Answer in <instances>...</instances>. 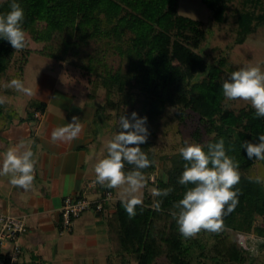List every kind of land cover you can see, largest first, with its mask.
<instances>
[{
	"label": "trees",
	"instance_id": "trees-1",
	"mask_svg": "<svg viewBox=\"0 0 264 264\" xmlns=\"http://www.w3.org/2000/svg\"><path fill=\"white\" fill-rule=\"evenodd\" d=\"M228 1L230 0H203L207 7L221 14L226 7L225 2ZM257 1L261 2L255 0V3ZM16 2L24 10L22 28L27 41L29 36L38 41L52 40L50 43L57 42L58 48L64 43V38L62 36L58 41L52 35L53 31L64 33L70 28L72 33L79 32L81 27L86 29L88 23L90 30H87V33L91 32L90 38L93 41L99 42L100 39L111 36L124 37L132 33L124 47L119 49L124 57L135 54L138 58H135L136 62L126 58L125 68L128 74L101 76L100 84L107 86L110 96L117 92L123 94L121 102L110 100L107 105L114 107L121 116L125 115L129 119L132 112H136L138 117L161 116L167 104L182 108L181 119H184L186 110H199L201 121L210 135L209 140L203 144L205 151L209 143H216L223 138L226 154L239 162V170L250 167L257 161L247 157L242 143H259L258 136L264 134V117L256 118L254 108L243 109L239 114L247 115L250 124L245 129H240L234 123L239 114L237 116V112L228 109L222 102L224 81L221 79L220 67L192 48L200 46L205 30L200 27V22L178 14V0ZM11 3L12 0L0 2V15H6L11 10ZM126 6L132 11L125 12ZM124 19L126 22L122 23ZM39 22H43L48 30L38 29ZM248 34H241L237 42H244ZM14 52L15 49L7 40L0 39V75L8 71ZM219 63H223L222 60ZM131 72L134 80L143 86V96L140 99H132L134 93L128 96V87L132 81ZM113 87H117L119 91H113ZM96 95L93 90L88 94V98L95 99ZM34 107L44 109L45 104L34 102ZM1 113L0 107V115ZM140 147L152 161L151 166L141 170L149 179V175L155 171L153 153L147 150L151 147L150 135L147 142ZM172 160L173 165L168 170L167 177L159 178L156 182V188L171 189L167 196L153 197L146 192L143 204L137 206L133 218H129L120 199L116 201L115 211L107 218V231L112 244L108 264H128L132 258L136 259L138 264H155L164 259L168 264H194L196 248L201 250L199 259L207 256L204 252L206 246L198 237L185 239L181 236L176 219L172 215L173 212H178L175 205L183 198L187 189L193 186L181 185L178 182L186 163L181 154H176ZM261 161L264 163V160ZM134 169V165L125 162L126 173ZM249 177L241 175L239 184L233 189L239 192L238 204L234 211L223 217V229L214 233L210 256L218 264H255L261 249L264 248V243L255 246L251 238L249 241L234 240L228 236L226 230L230 228L250 233L258 217L264 221V184L250 181ZM104 188L109 189L106 186ZM155 201L161 202L159 211L153 207ZM255 231L264 237V226L257 227ZM253 246L256 252L249 250Z\"/></svg>",
	"mask_w": 264,
	"mask_h": 264
},
{
	"label": "rangeland",
	"instance_id": "rangeland-1",
	"mask_svg": "<svg viewBox=\"0 0 264 264\" xmlns=\"http://www.w3.org/2000/svg\"><path fill=\"white\" fill-rule=\"evenodd\" d=\"M2 1L5 0H0V2ZM258 2L255 3V0H230L225 2L226 7L221 14V12L215 13L207 7L203 0H178V14L200 22V27L205 30L200 46L192 47L193 50L209 62L220 67L223 81L228 80L233 71H237L246 65H259L264 70V0ZM124 10L125 12L132 11L127 6ZM123 22H126L125 19ZM89 24H86V29L79 27V32L72 33L70 28L64 33L53 31L52 35L58 41L62 36L64 38V43L58 48L57 42L53 44L50 43L52 40L38 41L29 36L28 46L21 51L14 52L8 71L0 75V96L6 98V102L0 104V107L2 112L5 111L4 114L15 115L18 109L21 113H29V111L34 110L33 101L34 96L37 95L38 80L53 74L52 76L59 79L60 86L79 90L81 91L80 94L83 92L86 100L97 106L98 121L99 124L103 125L104 141L102 150H104L105 157L107 155L105 145L119 131L121 117V113L114 107L107 105V103L110 100L121 102L123 94L117 92L110 96L107 86L100 84L101 76L115 73L127 75L126 58L136 62L135 58L137 56L130 54V56L124 57L119 50L128 42L127 39L132 33L124 37L111 36L110 38H102L99 42L93 41L90 38L91 32L87 33V30H90ZM37 28L43 31L48 30L43 22H39ZM85 30L86 33H84ZM245 32L249 33L245 41L237 42V39ZM220 60L223 63H219ZM130 74L132 81L131 86L128 87V96L130 97L134 93L132 99H140L143 96L141 92L143 86L140 82L138 84L134 80L132 72ZM12 79L22 81L26 87L31 89L32 95H26L17 92L14 88L5 87ZM97 85L99 86L97 87ZM114 89L116 92L117 87H113V91ZM93 90L97 93L96 98L89 99L88 94ZM14 101L16 102L15 107L18 105L17 110L11 107ZM222 102L228 109L237 112V116L243 109L250 110L252 108L250 103L242 100L230 101L224 97ZM181 110L180 106L167 104L161 116L147 117V122L150 121L148 125L146 123V127L149 132H152L149 134L151 147L147 150L153 153L155 171L149 175V179L146 178V186L140 194L142 200H144L146 192L152 195L151 190L156 188V182L159 178L165 179L167 177L168 170L173 165L172 157L179 153L178 150L181 147L186 146V143L203 145L210 138L205 124L201 121L202 117L199 110H186L184 119L180 117ZM238 117L234 123L240 129H245L250 124L249 118L247 115L240 114ZM239 172L241 175L264 178V163L257 160L252 166L240 169ZM152 176H154V180H152ZM113 191L115 196L120 199V189H114ZM260 226H264V221L261 217H258L254 221L253 231L250 233L258 235L255 230ZM226 230L230 238L238 240L239 230L230 228ZM213 236L214 233L207 231H201L196 236L206 246L204 252L207 256L201 257L200 261L199 254L201 250L196 248L193 258L194 264H218L210 256V248L214 242ZM128 264H138V262L132 258ZM155 264L168 263L164 259ZM255 264H264V248L261 249Z\"/></svg>",
	"mask_w": 264,
	"mask_h": 264
},
{
	"label": "crops",
	"instance_id": "crops-1",
	"mask_svg": "<svg viewBox=\"0 0 264 264\" xmlns=\"http://www.w3.org/2000/svg\"><path fill=\"white\" fill-rule=\"evenodd\" d=\"M52 75L37 83L33 102H44V109L21 113L14 101L11 107L18 109L16 115L1 113L0 160L4 152L23 141L33 151L36 164L28 191L12 186L9 176H0V211L26 220L28 229L19 237L20 264H108L112 244L107 218L115 211V193L104 211H85L71 230L63 227L61 217L66 197L96 198L105 189L100 184L88 188L95 179V164L104 158L103 125L98 121L97 106L83 92L60 86ZM73 116L82 125L78 137L53 142L52 131L70 123ZM12 245L3 249L11 251Z\"/></svg>",
	"mask_w": 264,
	"mask_h": 264
},
{
	"label": "clouds",
	"instance_id": "clouds-1",
	"mask_svg": "<svg viewBox=\"0 0 264 264\" xmlns=\"http://www.w3.org/2000/svg\"><path fill=\"white\" fill-rule=\"evenodd\" d=\"M10 9L6 15H0V39L7 40L15 51H21L28 43L22 28L24 10L16 0H12ZM5 87L32 95L31 89L19 79H12ZM222 89L227 100L248 102L255 109L256 118L264 117V70L259 65H246L233 71L223 82ZM5 102L6 98L0 96V104ZM78 120L73 116L70 123L55 128L51 140L68 142L77 138L82 131ZM146 123L147 117H138L136 112L131 113V119L121 116L119 131L105 145L107 155L94 167V183L120 189V201L129 218L135 217L137 206L143 204L140 194L146 186V177L141 170L152 164L140 147L149 136ZM258 138L259 143H242L249 159L264 160V134ZM178 151L186 162L178 182L193 185L175 205L178 212L172 213L179 233L185 239L194 238L201 231L219 233L223 229V217L234 211L238 204L239 192L233 189L241 180L239 162L226 154L223 138L209 143L207 151L199 143H186ZM33 157V151L21 141L3 153L0 176H9L12 186L28 191L35 179L36 160ZM125 162L134 165L135 169L126 173ZM249 180L264 183V178L259 176L249 177ZM170 191L167 188L151 190L153 197L167 196ZM153 207L159 211L161 202L155 201ZM256 243H264V237L256 238L254 245ZM249 250L256 252L255 246Z\"/></svg>",
	"mask_w": 264,
	"mask_h": 264
},
{
	"label": "built area",
	"instance_id": "built-area-1",
	"mask_svg": "<svg viewBox=\"0 0 264 264\" xmlns=\"http://www.w3.org/2000/svg\"><path fill=\"white\" fill-rule=\"evenodd\" d=\"M152 180H154V176H152ZM94 181L95 179L88 183V188H98L99 184L94 183ZM114 198V192L109 189L97 192L96 198L83 195L66 197L62 206L61 215L63 227L67 230H71L74 225V220L85 211L91 209L104 211L106 205L114 200ZM27 229L28 227L24 217L14 216L0 211V264H20L22 246L19 237L22 233L26 232ZM237 237L239 240L243 241H249L250 238L255 241L256 238L261 236L239 232ZM9 243L13 244L12 249L11 251H6L3 248ZM260 244L261 243H256L255 246Z\"/></svg>",
	"mask_w": 264,
	"mask_h": 264
}]
</instances>
